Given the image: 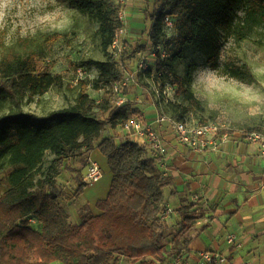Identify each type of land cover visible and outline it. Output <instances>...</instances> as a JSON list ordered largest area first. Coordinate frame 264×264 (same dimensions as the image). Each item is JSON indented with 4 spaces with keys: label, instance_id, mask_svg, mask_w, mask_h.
Returning a JSON list of instances; mask_svg holds the SVG:
<instances>
[{
    "label": "trees",
    "instance_id": "16d2710c",
    "mask_svg": "<svg viewBox=\"0 0 264 264\" xmlns=\"http://www.w3.org/2000/svg\"><path fill=\"white\" fill-rule=\"evenodd\" d=\"M68 1L99 23L105 60L84 64L96 66L99 76L93 87L104 94L100 100L92 97L82 80L72 105L46 115L25 111L26 95L46 93L62 84L61 77L39 71L34 55L11 54L0 59V264H118L120 257L140 264H163L171 257H183L194 221L203 214L192 211L190 204L182 205L181 228L165 248L169 226L162 217L163 187L169 179L160 160L129 137L118 143L108 136L98 143L112 173L109 192L97 200V214L85 203L79 210L81 222L69 221L58 185L65 161L91 150L106 127H122L140 110L130 102L116 105L112 91L123 78L109 51L124 26L121 3ZM242 6L248 22H264V0H160L150 16V42L153 46L164 43L168 54L159 55L155 69L143 73H157L177 88L181 100L172 103L173 119L185 120L193 109H202L189 88L197 64H190L185 76L178 73L177 63L196 48L210 68L219 69L222 37L235 32V17ZM167 17L174 20L171 35L165 27ZM232 72L238 78H254L249 67ZM87 186L81 177L75 196Z\"/></svg>",
    "mask_w": 264,
    "mask_h": 264
},
{
    "label": "rangeland",
    "instance_id": "374dc122",
    "mask_svg": "<svg viewBox=\"0 0 264 264\" xmlns=\"http://www.w3.org/2000/svg\"><path fill=\"white\" fill-rule=\"evenodd\" d=\"M111 1L121 3L125 19V32L121 37L124 48L121 55L116 57L123 75L136 69L140 52L147 55L150 67L155 69L157 57L168 54L164 43L153 46L149 39L152 25L150 16L159 8L160 0ZM24 2L26 6L20 10L19 19L11 20L8 27L0 30V59L11 54L24 57L34 55L38 59L39 71H50L61 77L62 84L53 85L42 95H26L22 101L23 109L46 115L72 105L82 81L78 76L80 67L86 70L83 81L87 83L90 95L100 100L104 90L93 87L99 71L94 65L84 64L90 60H105L99 23L73 7L68 0ZM174 33L169 32L168 35ZM219 62V69L210 68L204 55L192 48L188 50L186 58L177 63L178 73L185 76L189 65L197 64L193 72L197 79L190 89L201 102L202 109H193L186 118L195 122L215 123L228 133L260 127L264 123V22H248L243 6L237 10L235 32L225 33L222 37ZM245 67L250 68L253 79L233 76L234 69ZM193 74L189 82L193 80ZM77 79L80 80L75 85ZM176 91L177 88L159 74L148 76L139 71L137 78L124 88L123 94L127 102L136 107H156L160 115L171 116L172 103L181 100L176 96ZM117 129L120 130V127ZM117 137L119 143L127 138L124 132L117 134ZM84 153L66 160L63 172L58 177L61 202L69 221L76 225L81 222L79 210L83 203L75 192L90 160ZM171 236H165V248L170 247ZM118 264H140V261L120 257Z\"/></svg>",
    "mask_w": 264,
    "mask_h": 264
},
{
    "label": "crops",
    "instance_id": "0c3cea01",
    "mask_svg": "<svg viewBox=\"0 0 264 264\" xmlns=\"http://www.w3.org/2000/svg\"><path fill=\"white\" fill-rule=\"evenodd\" d=\"M138 108V115L154 123L167 149L164 205L173 212L166 219V235L173 237L180 230L182 205L190 204L192 211L203 214L188 234L184 264H203L205 251L225 255L224 264H264V158L258 146L246 142L241 132H230L229 141L218 150L198 153L179 142L169 125L156 122L160 116L156 107ZM121 132L134 141L122 127H106L94 147L84 153L103 169L102 179L80 195L82 205L88 203L94 214L97 200L107 196L112 180L107 158L97 145L108 136L119 143ZM230 235L240 247L228 242Z\"/></svg>",
    "mask_w": 264,
    "mask_h": 264
},
{
    "label": "built area",
    "instance_id": "2783aa9c",
    "mask_svg": "<svg viewBox=\"0 0 264 264\" xmlns=\"http://www.w3.org/2000/svg\"><path fill=\"white\" fill-rule=\"evenodd\" d=\"M120 19L124 23L125 19L123 12L120 13ZM165 27L168 33L173 31L175 32L173 18H166ZM124 32L125 23L124 26L116 33V37L109 48L110 53L113 54L115 58L117 56L119 57L123 52L124 45L121 37ZM149 68L151 67L148 63L147 55L140 52L136 69L129 71L126 75H123L122 80L112 86V91L115 94L116 105L121 106L127 103L128 99L125 94H123L124 88L129 84V82L134 81L137 78L139 71L144 72ZM85 75L86 70L80 67L78 69V76L83 80ZM79 80L80 79H77L75 85H78ZM156 122L169 125V127L173 129L179 142L198 153L218 150L222 144L226 143L230 139L229 133L223 132V127L215 123L195 122L190 121L187 118H185V120L178 121L168 115H160ZM122 129L134 139V142L146 147L152 157H156L160 160L162 170L166 175L167 149L162 135L158 132L154 123L145 121L140 115H132L124 122ZM241 136L246 142L257 145L261 157L264 158V123L258 128L241 132ZM102 177V167L97 162L90 159L87 169L83 174V181L90 185L97 183L102 179ZM172 212V209L166 206L162 213L163 219H167ZM228 242L236 245L237 247L241 246V243L236 240L234 235H230L228 237ZM201 258L203 260V264H224L227 262V257L225 255L210 251L202 252ZM163 264H184V257L174 256L169 258Z\"/></svg>",
    "mask_w": 264,
    "mask_h": 264
},
{
    "label": "clouds",
    "instance_id": "9594fccd",
    "mask_svg": "<svg viewBox=\"0 0 264 264\" xmlns=\"http://www.w3.org/2000/svg\"><path fill=\"white\" fill-rule=\"evenodd\" d=\"M24 0H0V30L8 27L9 22L13 19H19L20 10L25 7ZM197 79V75L193 74V80L189 82V88Z\"/></svg>",
    "mask_w": 264,
    "mask_h": 264
}]
</instances>
